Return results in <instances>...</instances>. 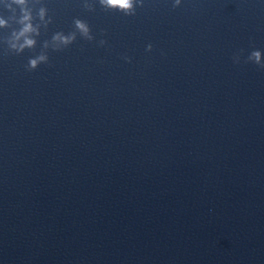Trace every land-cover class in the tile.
<instances>
[{
  "label": "clouds",
  "instance_id": "clouds-1",
  "mask_svg": "<svg viewBox=\"0 0 264 264\" xmlns=\"http://www.w3.org/2000/svg\"><path fill=\"white\" fill-rule=\"evenodd\" d=\"M39 2V0H37ZM99 4L107 9L118 11L124 13L125 15H134L137 6H142L143 0H98ZM181 0H175L174 7L179 6ZM5 7L10 10L15 8L19 9V16H14L11 18L0 17V28L10 27V19L19 25L18 29H13L10 37L8 38V45L11 49L15 50L17 53L23 52L25 48H33L36 45V39L34 37L40 35L41 24L35 23L34 21L38 18L39 21L46 27L47 24L51 23V18L48 17L47 8L41 6L38 9L36 16L33 15V9L29 6V0H4ZM84 7L88 10H93V5L85 3ZM47 17V19H46ZM75 29L86 39L93 40L94 37L91 34V30L88 24L80 19L74 20ZM76 38V32H72L65 35L63 32H57L53 37V45L55 48H59L61 45L68 46ZM106 41L101 40L100 44H105ZM47 47V44H45ZM147 49L151 51L152 45L149 44ZM264 54L259 50H253L249 56L248 61H251L261 68H264V59H262ZM48 57L44 54L37 56L34 59L29 60L28 68L29 70L36 69L37 65L41 62L47 61ZM239 56L234 57V62L239 63Z\"/></svg>",
  "mask_w": 264,
  "mask_h": 264
}]
</instances>
